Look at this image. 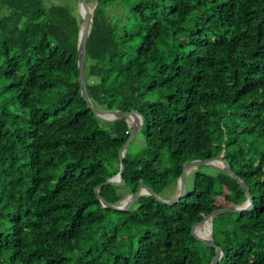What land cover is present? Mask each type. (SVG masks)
<instances>
[{
  "label": "trees",
  "instance_id": "trees-1",
  "mask_svg": "<svg viewBox=\"0 0 264 264\" xmlns=\"http://www.w3.org/2000/svg\"><path fill=\"white\" fill-rule=\"evenodd\" d=\"M87 3L88 95L95 108L136 109L145 141L101 196L120 205L145 183L172 198L184 163L223 152L253 206L213 216L217 264H264V0ZM82 23L63 3L0 0V264H209L214 248L190 226L215 197L246 199L223 170L196 173L172 205L146 194L112 210L96 198L130 127L81 96Z\"/></svg>",
  "mask_w": 264,
  "mask_h": 264
},
{
  "label": "water",
  "instance_id": "water-1",
  "mask_svg": "<svg viewBox=\"0 0 264 264\" xmlns=\"http://www.w3.org/2000/svg\"><path fill=\"white\" fill-rule=\"evenodd\" d=\"M78 2V9L79 14L82 18V26L79 30L78 34V40H77V68L79 73V85H80V93L84 101L86 102V106L92 110L93 114L104 119V120H114L119 118H127L129 121V135L124 142L123 146L120 148L118 152V158H119V170L118 172L109 178H107L102 183L98 184L94 188V193L96 195V198L100 202L102 207L109 208L112 210H127L138 198L140 195H151L153 196L157 201L165 204L172 205L174 203H177L180 198H182L185 195L186 191V174L187 171L193 167V166H199V165H213L221 170H223L226 174L234 178L238 184L241 186L242 190L244 191L246 195V199L241 204H229L222 207H217L212 212L206 214L203 219L197 223H194L190 226V234L191 236L208 246H211L214 248V256L211 259L209 264H217V262L220 260V258L223 255V251L220 246H218L215 243V240L213 238L212 234V218L213 216L219 214V213H240L243 210H250L253 206L252 204V196L249 190V185L235 172L231 169L227 161L223 158V152L220 154L207 159H196L189 162H186L182 166V171L180 174V177L177 180V188L178 192L177 194L170 199H164L161 198L153 189H151L149 186H147L145 183H140L137 187L136 191L132 194H129L124 201L120 205H114L106 201L101 194L99 193V188L103 185H119L123 184L125 181L123 179V172H124V156L125 152L128 148V146L131 144V142L135 139L136 135L140 132L142 129V118L140 113L136 109H130L128 111L121 110V109H99L95 108L91 102V99L87 92L86 87V44L87 40L91 31L92 22H93V7L89 6L87 3V0H77ZM217 161V162H215ZM205 223H208L209 226V236L205 239L197 236L194 233V226L199 225L201 227L204 226Z\"/></svg>",
  "mask_w": 264,
  "mask_h": 264
},
{
  "label": "rangeland",
  "instance_id": "rangeland-1",
  "mask_svg": "<svg viewBox=\"0 0 264 264\" xmlns=\"http://www.w3.org/2000/svg\"><path fill=\"white\" fill-rule=\"evenodd\" d=\"M50 1L56 2V3H63L64 5L68 6L74 14L75 13L78 14V12H79L77 0H50ZM118 10H119V12H118ZM118 10L115 13L116 17H119V18L122 17L123 19H126V18L128 19V16L126 13L127 8L120 7ZM194 17L195 16H193V15L189 16L188 23H190V24L193 23ZM144 146H145L144 136L142 134L138 133L136 135L135 139L131 142L129 150L131 153L135 154V153L141 151L144 148ZM216 168L217 167H215L213 165H209V166L199 165V166L191 167L187 171V174H186V190L190 191L192 189L196 173L200 172V173L214 174V172L216 171ZM160 194L163 195V197H161V196L160 197L164 198V199H170L169 197H171V192H169V191H161ZM215 202H216L217 206H219V207L226 206L230 203L229 200L224 198V197H215Z\"/></svg>",
  "mask_w": 264,
  "mask_h": 264
},
{
  "label": "bare ground",
  "instance_id": "bare-ground-1",
  "mask_svg": "<svg viewBox=\"0 0 264 264\" xmlns=\"http://www.w3.org/2000/svg\"><path fill=\"white\" fill-rule=\"evenodd\" d=\"M217 162V161H215ZM196 235L205 239L209 236V226L208 223H205L203 227L196 225Z\"/></svg>",
  "mask_w": 264,
  "mask_h": 264
}]
</instances>
